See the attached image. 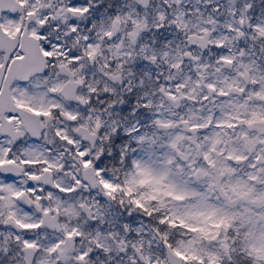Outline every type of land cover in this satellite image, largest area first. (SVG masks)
<instances>
[{"label":"snow or ice","instance_id":"obj_1","mask_svg":"<svg viewBox=\"0 0 264 264\" xmlns=\"http://www.w3.org/2000/svg\"><path fill=\"white\" fill-rule=\"evenodd\" d=\"M0 264H264V0H0Z\"/></svg>","mask_w":264,"mask_h":264}]
</instances>
